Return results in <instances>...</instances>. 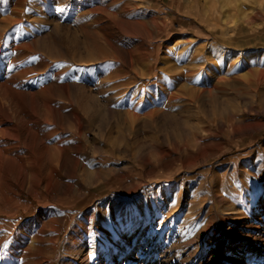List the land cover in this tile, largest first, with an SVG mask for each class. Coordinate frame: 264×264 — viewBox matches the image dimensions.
Segmentation results:
<instances>
[{"label":"rangeland","instance_id":"374dc122","mask_svg":"<svg viewBox=\"0 0 264 264\" xmlns=\"http://www.w3.org/2000/svg\"><path fill=\"white\" fill-rule=\"evenodd\" d=\"M138 19L160 33L118 32ZM2 83L56 108L78 163L55 195L0 179V264H264V0H0Z\"/></svg>","mask_w":264,"mask_h":264},{"label":"bare ground","instance_id":"6f19581e","mask_svg":"<svg viewBox=\"0 0 264 264\" xmlns=\"http://www.w3.org/2000/svg\"><path fill=\"white\" fill-rule=\"evenodd\" d=\"M227 1L231 2L234 0H227ZM206 3L210 4L208 2ZM135 7L137 6H132L131 9H135ZM210 7H212V5ZM90 10L91 12L98 13L99 17H96L95 22H99L102 24V22L104 21L102 19H108L109 21H112V19L115 17L120 18L121 15H123V13H126L128 10L130 11V8L120 7L115 10H112V9L108 11L105 10L106 15L103 13L104 10L102 9L96 10L91 7ZM125 23L128 25L130 29L128 31H124L122 27H117L118 32L120 34H123V33L127 35L132 34V33L134 34L136 30L132 27L133 25L131 26V24H136L139 28H144L145 30H147V35L145 38L151 39L152 35L160 33V29H161V27H159L158 23L155 22L154 19L149 20V21L138 19L134 23L128 22V21L127 22L125 21ZM135 44H137L139 48L142 47L141 41ZM108 45L112 49L113 53L119 52V49L116 48V45H114V42H111L109 40ZM139 48H138V51H139ZM138 51L137 52L129 51V56H128L129 59H127L128 61L126 65L127 67L130 68V70H133V71L136 70L135 67H133V65L135 64L134 62L138 60L136 62V65L138 63L140 64V62L143 61L145 58V54L139 53ZM110 54L113 55L112 53ZM108 56L110 55L107 54V57ZM195 67H199V66L192 65L193 69H198ZM184 69H185L184 77L190 76V74L186 73L187 69L186 68ZM142 74L144 75V73ZM159 80H160V77H157L156 81H159ZM156 84H158V82H156ZM72 88H73V85L71 84H63L62 86H60V91H62L65 94H69L72 91ZM46 89L50 90L49 88H46ZM23 94L24 92L14 90L11 87L6 86V84L4 83L0 84V179H3L5 181L6 179H9L11 176H13L17 180V182L15 183L18 187V190H17L18 196H20L22 192H27L28 194L32 195V197L37 198L39 197V193L42 188H45L50 193H54L52 191L53 190L52 182L53 181L55 182V178L57 179L59 175L64 176V177L69 176L70 179L71 177L75 176L77 172L78 161L74 157L69 158L68 148L63 147L64 145L63 143H65V138L63 137V134H62L64 129L62 128L63 124L60 123V121H58L55 117V113L57 111L56 108L51 107V105L46 106L44 104H41V107L43 109H48L51 111V114L41 117L38 114V109L41 110L40 106L36 103V101H34L33 98H31L30 99L31 109H29L30 112L25 111L26 112L25 113L21 109H17L15 107V98L23 97ZM172 95L173 94L170 93V96H169L170 99L173 98L171 97ZM68 110H69V113L67 117L65 118V124H64L65 128L73 129V130L76 129L77 132L79 133L82 132L83 129L85 128V124L83 122L77 123V121L71 115V110L70 109ZM161 112H164V111L154 108L152 110L144 112L141 116L137 114H132V115L134 117V120L141 118L143 121L149 120L150 122L152 121V123H155L163 115ZM49 123L54 124L53 127L51 129L49 128L45 129L43 127L44 124L49 125ZM193 143L194 141L190 144H193ZM184 145H186V147L190 146L187 143ZM178 148H181V147H178ZM155 152H158V151H155ZM152 154H149V155H152ZM186 157L187 156L184 151V160H186ZM70 160L72 164L68 166L67 163H69ZM84 180H85V183L90 182L89 177L87 175L86 177H84L83 181ZM5 185H7V183ZM70 187H73L72 184L69 185V188ZM222 203L227 204V201L223 200ZM223 210L228 211L225 213H227L228 216L231 217V213H234L235 209L231 205L230 206L223 205ZM49 233H52V231ZM40 262H42V260Z\"/></svg>","mask_w":264,"mask_h":264}]
</instances>
